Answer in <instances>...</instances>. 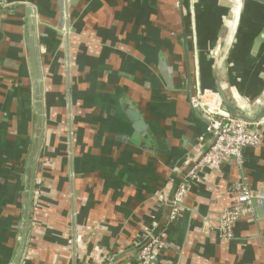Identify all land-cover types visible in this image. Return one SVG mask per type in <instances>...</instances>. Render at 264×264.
<instances>
[{
  "label": "crops",
  "instance_id": "0c3cea01",
  "mask_svg": "<svg viewBox=\"0 0 264 264\" xmlns=\"http://www.w3.org/2000/svg\"><path fill=\"white\" fill-rule=\"evenodd\" d=\"M7 1L1 6L36 10L43 76V136L19 264H138L130 250L153 221L163 233L150 264H264L260 210L240 217L232 239L215 228L236 201V183L264 196V125L241 168L227 159L191 181L175 221L158 197L176 190L209 144L204 117L183 95L190 84L220 85L243 113L262 108L264 5L75 0L62 36L58 0ZM26 22L25 8L0 7V264L17 249L34 131Z\"/></svg>",
  "mask_w": 264,
  "mask_h": 264
},
{
  "label": "built area",
  "instance_id": "2783aa9c",
  "mask_svg": "<svg viewBox=\"0 0 264 264\" xmlns=\"http://www.w3.org/2000/svg\"><path fill=\"white\" fill-rule=\"evenodd\" d=\"M191 105L200 108L204 114L209 144L204 153L183 176L174 192H162L159 196L163 206L169 208L168 222L177 219L183 207V199L192 180L200 177L207 166H218L227 159H233L240 168L243 165V152L246 147H257L263 141V133L259 127L264 119L251 123L231 115L224 107L217 90L201 88L199 83L194 88ZM237 197L235 203L225 208L215 226L223 239L234 237L235 223L245 214H254L253 202L262 205L264 196L255 191L243 180L235 184ZM163 230L158 221H153L137 238L133 246V255L138 264H150L153 256L160 250Z\"/></svg>",
  "mask_w": 264,
  "mask_h": 264
},
{
  "label": "water",
  "instance_id": "95a60500",
  "mask_svg": "<svg viewBox=\"0 0 264 264\" xmlns=\"http://www.w3.org/2000/svg\"><path fill=\"white\" fill-rule=\"evenodd\" d=\"M75 0H58V14H59V22L57 25V29L59 33L62 36H65L66 34V19L68 17L67 12V6L71 3H74ZM242 2L244 0H241ZM258 2L262 5H264V0H251ZM5 3H8L7 0H4ZM2 0H0V7L5 9H14L16 7L25 8L26 10V27H27V39L26 44L28 48V61L32 72V78H33V84H34V131L32 135L31 140V146L29 150V154L26 160V165L24 168V188H23V201H22V210H21V219L19 224V240L17 244V249L14 255L13 260L10 264H19L22 258V254L25 248L26 238H27V232L29 227V218L31 214V205H32V190H33V181H34V171H35V165L36 160L38 156L39 149L41 147L42 143V136H43V116H44V103H43V76L41 71V63H40V56H39V48L37 45V33H36V10L33 5L31 4H24V3H18V4H12V5H6L1 6ZM223 4L228 3L230 6L231 0H223ZM235 19V12L234 10H231L229 15V20L232 22ZM164 75H166V67L164 65L163 67ZM200 85V83H199ZM201 88H203L200 85ZM217 92L219 93V96L223 102L224 107L227 109V111L238 118L244 119L246 121H249L251 123H257L264 119V104L261 105L262 108L257 111L256 113H243L241 112L235 104H233L229 98L227 97L226 93L224 92L223 88L218 85ZM192 108H194L192 106ZM197 112H199L203 117L204 114L201 112L200 108H194ZM127 114L133 121L134 128L142 133H145V130L147 128V124L145 120L141 117V115L134 109L128 108ZM245 150V149H244ZM161 195V193L158 194V197ZM254 206V212L257 214V212L260 210L262 213H264V201L262 205H258L255 201L253 202ZM133 254L134 249L132 248L130 250ZM110 264H113V262H110Z\"/></svg>",
  "mask_w": 264,
  "mask_h": 264
},
{
  "label": "flooded vegetation",
  "instance_id": "af4514ba",
  "mask_svg": "<svg viewBox=\"0 0 264 264\" xmlns=\"http://www.w3.org/2000/svg\"><path fill=\"white\" fill-rule=\"evenodd\" d=\"M66 33H69L68 32V30H67V32ZM66 35V34H65ZM193 93H194V89H193V87H192V84H190V87L188 88V90H187V88L185 89V91H184V93H183V95L187 98V100H188V102H189V104L191 105V97H192V95H193ZM68 101H70V100H68ZM192 106V105H191ZM70 117V116H69ZM71 119V118H70ZM71 123H70V121H69V127L71 126L70 125ZM69 134L71 135V127L69 128ZM142 133V132H141ZM144 135H146V130H145V133H143ZM71 175H72V173H71Z\"/></svg>",
  "mask_w": 264,
  "mask_h": 264
},
{
  "label": "bare ground",
  "instance_id": "6f19581e",
  "mask_svg": "<svg viewBox=\"0 0 264 264\" xmlns=\"http://www.w3.org/2000/svg\"><path fill=\"white\" fill-rule=\"evenodd\" d=\"M240 4H242L241 0H235V5H234V10L236 11L237 8L240 6Z\"/></svg>",
  "mask_w": 264,
  "mask_h": 264
}]
</instances>
